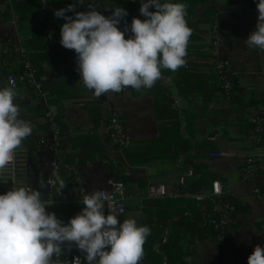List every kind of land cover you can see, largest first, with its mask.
Here are the masks:
<instances>
[{"label":"crops","instance_id":"crops-1","mask_svg":"<svg viewBox=\"0 0 264 264\" xmlns=\"http://www.w3.org/2000/svg\"><path fill=\"white\" fill-rule=\"evenodd\" d=\"M38 1L42 9L32 24L23 22V16L13 9L12 0L0 3V42L22 44L29 50L30 59L48 79L44 87L47 102L55 115H62L64 140L68 142L63 144L58 155L41 151L37 160L30 163L24 142L50 137L45 119L47 107L34 91L19 89L15 103L19 106L20 118L33 127L32 134L19 149L22 183L40 190L43 198L47 188H40L41 176L47 181L55 178L53 173L58 171L67 187L61 193L54 188L59 204L53 212L67 224L84 206L78 203L80 190L77 184L62 172L63 165L67 155L76 156L77 162L80 156H94L93 153L98 152L95 146L74 148L71 144L79 138L92 136L106 154L96 153L97 159L77 167L86 194L107 190L114 181L124 182L129 194L144 195L150 184L158 183H165L171 189L176 180L185 175L181 168L185 156H175L169 146L148 147L162 135L167 136L172 124L180 121L181 135H187L195 146L192 154L195 163L205 166L209 179L221 182L225 192L239 204L227 240L220 242L208 231L202 232L201 237L195 238L190 245L187 261L189 264H248V257L255 247H264V200L256 199L253 194L256 186L264 191V173L250 181H243L240 174L244 158L264 154V145L255 148L248 142L253 118L262 119L264 128V106L261 103L264 99V50L249 49L244 44L257 24L258 0H209V3L192 10L187 7L186 20L192 36L186 66L176 72L163 70L161 79L151 89L136 91L127 88L100 97L84 87L76 70L75 51L60 43L61 27L66 20L56 17L55 11L74 4L73 0ZM88 1L105 16H111L116 7L126 9L128 15L118 25L121 31L125 30V23L129 26L126 38L132 35L130 25L133 18L146 19L140 13L141 0ZM66 15L75 16V13ZM212 26L217 27L222 40L219 57L230 60L236 74L232 101L223 99L215 79L213 53L216 47L210 40ZM3 72L0 63V76ZM163 103L166 107L162 112L164 117L159 118L157 105L163 107ZM171 110L179 112V120H172ZM113 112L121 114L132 139L131 150H135L136 155L131 156L132 163L111 144L107 128ZM172 135L169 132V137ZM225 150H234L236 157H212V154ZM128 176L134 177V182L125 181L124 177ZM4 193L0 190V194ZM128 206L125 219L144 217L141 211L131 209L130 202Z\"/></svg>","mask_w":264,"mask_h":264},{"label":"clouds","instance_id":"clouds-1","mask_svg":"<svg viewBox=\"0 0 264 264\" xmlns=\"http://www.w3.org/2000/svg\"><path fill=\"white\" fill-rule=\"evenodd\" d=\"M155 11H150V8ZM255 30L244 44L249 49L264 50V0L257 3ZM74 12L75 16L66 15ZM140 13L146 19L133 18L126 38L118 27L128 15L116 7L105 16L90 4L88 11L76 12V6L55 11L64 18L61 45L77 54V72L84 87L100 97L120 93L127 88L151 89L162 71L176 72L187 64L186 57L192 29L186 20L187 5L171 0H141ZM19 93L11 86L0 88V174L9 166L23 141L32 134L30 122L20 118L15 103ZM55 180L41 176V189L49 185L61 193L67 187L58 171ZM107 199L109 214L105 215ZM82 211L65 224L54 212L41 191L13 187L0 194V264H60L57 259L65 246L73 245L85 254L87 264H142L144 244L151 229L139 226L134 218L121 223L114 202L100 190L83 196ZM73 264H82L80 256ZM248 264H264V247L257 245Z\"/></svg>","mask_w":264,"mask_h":264},{"label":"built area","instance_id":"built-area-1","mask_svg":"<svg viewBox=\"0 0 264 264\" xmlns=\"http://www.w3.org/2000/svg\"><path fill=\"white\" fill-rule=\"evenodd\" d=\"M3 0H0V2ZM76 6V12L88 11L91 4L88 0H73ZM210 32V40L216 50L214 51L213 69L216 75L218 87L221 89L222 97L225 101H231L235 96V78L236 74L233 69V64L230 60L219 57L218 49L222 46V40L216 26H212ZM0 63L2 68L8 67L9 70L6 74L2 73L0 78L4 77V82L7 87L11 86L15 90L26 88L36 93L37 97L43 102L46 108V124L49 127L50 137L40 138L38 146L40 152L45 151L53 155H58L63 149L64 132L62 126L56 120V115L50 110L48 105L47 94L44 90L46 82L48 81L45 75H39L37 67L34 65L29 57V50L22 44H14L9 42H0ZM253 128L248 135V142L251 147L259 148L264 145V128L263 120L260 118L252 119ZM108 135L111 144L115 147L116 151L121 155H126L130 152L133 144L130 135L128 134L123 119L120 113L113 112L108 120ZM21 151L18 149L14 155L13 160L9 166L0 174V190L9 191L13 187H25L34 189L32 186L25 185L21 180V167L19 163ZM214 158H235L236 152L234 150H225L212 154ZM62 172L71 180H73L79 190L80 198L78 203L83 199L86 194L85 184L80 177L79 170L74 165L64 164ZM264 173V154L257 156H250L243 159L240 167V174L243 181H250ZM194 176V172L188 169L186 174L180 176L174 186L169 189L165 183L150 184L147 188L146 194L128 193L126 184L122 181H114L111 183L110 188L100 190L104 193L106 198H110L114 202L115 212L118 218L123 217L128 210V203L131 200L138 201L139 203L148 200L164 199V198H180L191 199L198 203H202L206 198L212 197L216 199L215 207L211 211V215L205 222L206 226L213 228L216 238L220 242H225L228 238L229 231L231 230L234 219L237 213L236 205L229 200L231 197L225 192L221 182L214 181L211 185V192L204 191L191 192L186 187V178ZM55 180V178H50ZM54 188L49 185L42 198L48 202L50 207L47 209L52 213L59 202L55 199ZM256 199L264 200V191L256 186L253 190ZM83 206V205H82ZM108 203L105 200V213L109 214L107 209ZM80 256L82 264H87L84 259L85 254L79 251L75 245L69 250L65 246V251L59 257H53L55 262L57 259L60 264H73L75 257Z\"/></svg>","mask_w":264,"mask_h":264},{"label":"trees","instance_id":"trees-1","mask_svg":"<svg viewBox=\"0 0 264 264\" xmlns=\"http://www.w3.org/2000/svg\"><path fill=\"white\" fill-rule=\"evenodd\" d=\"M4 1L5 0L0 3H3ZM177 2L186 4L187 7L192 10L198 5L209 3V0H177ZM12 7L17 13L23 16V22H30L31 24L37 21L38 15L42 9L41 2L38 0H12ZM8 70V67L4 68L3 73L6 74ZM41 72L42 71L38 69L39 75H41ZM218 89L221 92L220 87H218ZM261 103L264 106V99ZM164 108H166L164 103L163 107L157 105L159 118L164 117L162 113ZM171 113L172 116L174 115V117H171L172 120L180 119L178 111L171 110ZM56 120L63 128L64 122L62 115H56ZM179 123L180 121L178 124H172V127L167 130V136L162 135L159 140L149 144L148 149H155L157 146L163 145V148L169 146L177 157L184 155L185 160L181 164L183 173L186 174L188 169H191L194 172L193 177L186 178V187L191 192L204 191L209 193L211 192L213 180L209 179V175L206 172L207 168L205 166L195 163V159L192 157L195 146L187 135H181L182 127ZM169 132H172L173 134L170 137ZM93 138L94 137L92 136H85L74 140L71 144L74 145V148L76 146L84 147L86 145H90L91 147L95 146L97 148L96 151L98 152L93 153L94 156H80L79 161L77 162L76 156L67 155L65 164L80 167L85 165L87 161H94L97 159L99 156H95L96 153L102 152V154H106L103 146L100 143H96ZM67 142L68 141L66 139H63V144H67ZM24 143L27 147L30 163L33 164L37 160L40 153L38 141L26 139ZM126 156L129 163L134 162V159H131V156H136L135 150H131L126 154ZM106 165L111 166V164ZM124 178L125 181L134 182V177L132 176ZM142 187L145 186L143 185ZM226 200L232 201L236 205L237 211L239 210V204L235 200L232 198ZM216 201L217 200L212 197L206 198L202 203H198L191 199L180 198H164L156 200L145 199L140 203L138 201L131 200V209L139 210L144 215L142 219L136 220L137 224L139 226L146 225L151 229V235L148 236L147 241L143 246V260L150 264H189L187 259L190 255V245L193 244L194 239L201 237L200 235L204 231H208L213 234V236H216L213 228L205 225L208 216L211 215V211L215 207ZM105 215H107V213H105ZM118 219L121 223L125 220L124 216Z\"/></svg>","mask_w":264,"mask_h":264},{"label":"rangeland","instance_id":"rangeland-1","mask_svg":"<svg viewBox=\"0 0 264 264\" xmlns=\"http://www.w3.org/2000/svg\"><path fill=\"white\" fill-rule=\"evenodd\" d=\"M4 87H7V85L4 82V77H2V78H0V88H4ZM18 90H16V91H18Z\"/></svg>","mask_w":264,"mask_h":264},{"label":"water","instance_id":"water-1","mask_svg":"<svg viewBox=\"0 0 264 264\" xmlns=\"http://www.w3.org/2000/svg\"><path fill=\"white\" fill-rule=\"evenodd\" d=\"M142 264H146V261H145V260H143V261H142ZM147 264H149V263H147Z\"/></svg>","mask_w":264,"mask_h":264}]
</instances>
